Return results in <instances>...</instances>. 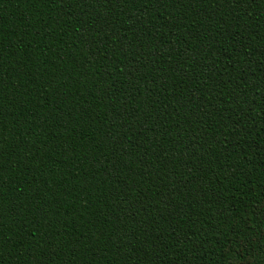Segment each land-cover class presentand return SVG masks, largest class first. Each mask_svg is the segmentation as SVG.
I'll use <instances>...</instances> for the list:
<instances>
[{"label": "trees", "instance_id": "1", "mask_svg": "<svg viewBox=\"0 0 264 264\" xmlns=\"http://www.w3.org/2000/svg\"><path fill=\"white\" fill-rule=\"evenodd\" d=\"M0 264H264V0H0Z\"/></svg>", "mask_w": 264, "mask_h": 264}]
</instances>
